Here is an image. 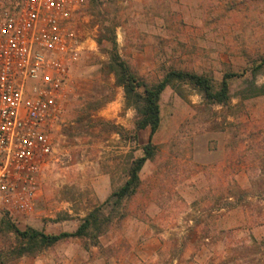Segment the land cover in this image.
<instances>
[{
  "label": "rangeland",
  "instance_id": "1",
  "mask_svg": "<svg viewBox=\"0 0 264 264\" xmlns=\"http://www.w3.org/2000/svg\"><path fill=\"white\" fill-rule=\"evenodd\" d=\"M100 14L115 25L120 56L149 83L171 69L216 86L225 73L240 75L224 105L186 83L165 88L155 155L99 244L72 237L14 257L10 225L75 230L124 183L148 140L149 129L132 138L135 110L114 83L109 43H97ZM79 24L94 43L71 67L34 209L0 212V264H264V67L250 75L264 56V0H90Z\"/></svg>",
  "mask_w": 264,
  "mask_h": 264
},
{
  "label": "built area",
  "instance_id": "2",
  "mask_svg": "<svg viewBox=\"0 0 264 264\" xmlns=\"http://www.w3.org/2000/svg\"><path fill=\"white\" fill-rule=\"evenodd\" d=\"M90 0H0V212L28 214L64 124Z\"/></svg>",
  "mask_w": 264,
  "mask_h": 264
},
{
  "label": "trees",
  "instance_id": "3",
  "mask_svg": "<svg viewBox=\"0 0 264 264\" xmlns=\"http://www.w3.org/2000/svg\"><path fill=\"white\" fill-rule=\"evenodd\" d=\"M99 23L102 31L99 33L97 43H109V60L114 75V83L122 87L126 105L135 110L132 138L136 139L139 131L149 129L148 140L142 146V155L130 162L124 183L115 188L100 206L87 211L75 230L53 234L45 233L33 227L19 229L10 225L9 231L15 235L16 239V244L12 248L14 257L34 256L43 249L72 237L85 239L92 245L99 244V236L108 230L112 220L123 215L121 210L124 206L122 205L124 199L136 193L140 183L139 172L142 166L155 155V144L152 142V136L160 126V99L165 88L173 81L186 83L196 89L206 102L224 105L230 99L229 80L240 75L234 72L225 73L216 86L212 79L206 75L193 71L171 69L166 71L158 81L149 83L120 56L115 39V25H108L102 14L99 15ZM263 67L264 56L260 58L258 64L250 69V75L256 77ZM260 92L264 93V86L261 87ZM120 129L117 131L120 132Z\"/></svg>",
  "mask_w": 264,
  "mask_h": 264
}]
</instances>
